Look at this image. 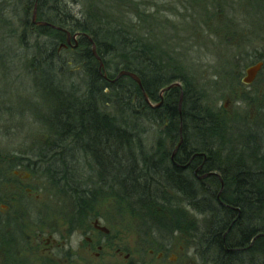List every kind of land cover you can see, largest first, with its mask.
Instances as JSON below:
<instances>
[{"label":"trees","instance_id":"trees-1","mask_svg":"<svg viewBox=\"0 0 264 264\" xmlns=\"http://www.w3.org/2000/svg\"><path fill=\"white\" fill-rule=\"evenodd\" d=\"M2 1L0 0V2ZM17 1L23 3L19 8L21 12L18 14L8 12L9 15L7 14V17L3 16V18L10 21L14 18H25V24L29 25L30 22L27 17L29 9L33 7L34 0ZM83 1L84 5L79 12H72L68 2H64V0H38L37 2V19L45 20L51 25L60 28L58 30L51 26H44V33H42L46 36L54 35V42L58 39L65 42L66 32L83 34L78 37L79 40L75 49L81 50L82 57L79 65L81 70H83V75H86V81L83 84L86 90H83L85 92L82 94L81 101L75 98L77 90L72 83H69L67 90L57 88L56 92L53 93L54 95L51 96L52 98H49L52 102L49 113L50 127L52 132L57 133L53 137L55 140L46 142L45 146H51L53 147L52 149L56 150L55 152H59L58 145L60 142L63 139H69L74 136L75 147L69 150L72 156L80 149H82V153L87 151L83 156L91 159L93 164L90 167L102 166L105 170L106 180L108 178V180L110 179L109 181L119 183L122 186L121 192L117 195L118 199L124 200L126 206L134 205L133 197L141 200V203L144 202L143 213L147 212L141 216V219L146 220V223L154 221L153 215L155 212L160 210L167 212L165 219L157 223L154 221L152 226L164 232L166 230L183 232L190 223L186 218L179 220L174 215L172 206V203L174 204V196L171 193L187 194L185 190L179 188L183 184L181 181L182 176L173 171L176 167L171 164L169 159L171 152L165 148L161 141H157L156 150H159L160 154H153L150 147L148 148L145 145L143 134L138 130V126H134L129 118L121 124L108 127V122L106 120L107 123L104 122L103 118H99L94 111L96 103L106 97L103 96L106 92L109 95L113 94L115 104H117L116 102L120 97L118 106L130 103L129 112L135 114V116L143 114L142 118L144 119L145 117L148 122L162 123L165 125V133L169 138H175L178 135L180 124L183 134L184 129L186 130L185 127H190L192 124L196 140L202 142L200 144L201 148L190 150L183 138L184 142L180 146L179 153L174 157V161L179 163L183 162L186 155L194 153L213 154L214 151L210 150L204 143L205 137L218 138L220 133H223L221 135L223 137H229L230 128L227 127L229 124H225V121L239 125L240 121H247L250 118H244L237 114L233 116V114L230 115L228 113L229 111L223 109L222 114L224 115L220 116L219 111H212V109L208 108V105L201 103V100H205L204 93L196 91L194 80L174 66L171 60L174 57L167 52L171 51L176 54L177 50L175 51V49L179 48L180 50V46L178 47L177 41L174 46H171L168 43H162L154 39V30H152L154 26L149 22L151 21V13L143 5H139L142 1ZM160 1H163V4H160V11L168 12L182 22H186L184 20L187 19V21L192 23V31L202 27L206 30L216 28L214 33H216L218 41H223L227 46L233 43L231 40L233 38V30L236 33L235 26L238 25L233 18L229 17L225 20L226 16H222L228 9H230V12L239 10L243 15L246 11H254L257 18L254 28L252 27L253 32L255 31L254 29L262 28V24L264 30V0H234L232 2L230 0ZM146 3L149 2L146 1ZM151 7L156 6L151 3ZM126 10L132 15L129 23L124 22L123 19V16L126 18ZM180 10H189L190 14L180 15L178 13ZM163 22L166 23L165 21ZM179 25L181 24L179 23ZM227 26L229 27L227 28ZM174 36L178 38L175 34ZM233 39L237 40L235 36ZM92 43L95 44L96 52L103 63L101 72L99 71L98 61L92 54ZM47 53L50 57L47 65H50V62L53 64L54 57H59L55 47L51 46ZM236 54L239 55L237 52ZM260 56L264 60V54H260ZM232 58L230 57V59ZM120 70L136 73L141 80L144 93L150 100L156 103L161 102L160 106L152 109L148 108L142 89L130 77L121 76L114 80ZM109 79L114 81H109ZM175 82L180 83V87H171L163 93L161 99L158 94L160 89ZM180 89L182 101L179 112ZM118 106L115 109V113L118 110ZM231 116L233 119H231ZM255 122L258 123L259 130H264V122H259L258 120H255ZM223 123L225 125H222ZM253 129H250L253 136L254 134L256 137L261 135L257 130L254 131ZM246 134L244 137L247 136ZM81 139L84 140V143L79 147V140ZM101 153L104 154L105 158H103ZM211 162L215 164V157L211 158ZM74 163H77L76 160H73V165H70L67 170H60V175L62 174V176L58 178V184H55V192L62 195H72L75 201H82L84 207L85 205L88 206L91 201H98L99 197L100 199L108 200L109 198L104 195L107 191L105 188L106 182H101V180L97 182L92 176L90 178H93V180L89 178L88 180L91 182L87 180L86 183H89V188L82 191L74 189V185L79 183L77 174L73 176L70 173L76 166ZM259 164L261 163L259 162ZM66 165H68V161L65 160V165L63 166ZM220 168H224V172L225 167L220 166ZM230 168L235 172L237 179L246 178L248 179L247 183L251 184L249 177L240 174L244 171V167L233 162ZM39 172L44 176L46 174L49 175L47 171L42 169ZM185 173L187 174V172ZM160 184L161 186H166L169 193H167L166 189L159 190L155 193L154 198L150 197L153 187H158ZM98 185L100 186L98 187ZM188 200L191 202L190 198ZM130 202L132 203L129 204ZM197 242L200 243L199 246L202 249L207 246L204 239Z\"/></svg>","mask_w":264,"mask_h":264},{"label":"rangeland","instance_id":"rangeland-1","mask_svg":"<svg viewBox=\"0 0 264 264\" xmlns=\"http://www.w3.org/2000/svg\"><path fill=\"white\" fill-rule=\"evenodd\" d=\"M135 1H142V3H139V5H143L145 9H147L149 13H151V21L149 22L154 26V29H152L154 30V39L161 41L162 43H168L171 46H174V43L177 41L178 47L180 46V50L179 48L175 49V51L177 50L176 54L171 51L167 52L170 56L174 57L173 59H171L174 66L177 67L179 71H182L189 78L194 80V86L195 88H197L196 91L198 93H204L205 100H201V103H203V105H208V108L212 109V111H219V113L221 114L220 116L224 115L222 114L223 109L225 111H229L228 113L230 115L233 114V116L234 114H237L238 116H242L244 118L246 117L250 118L251 120L255 119L259 122H264V67L261 71L259 79L256 80L254 84V87L260 90L259 96H252L251 87H239L240 92L236 97L225 95L226 91H229L231 87L239 84V80L237 78V83L234 82L235 79L232 78L233 76L229 78L227 72L230 68L233 69V67H229L228 62L232 63L233 58H240L242 60H245L249 57H255V60H262L260 54H264V30L262 24V28L254 29L255 31L253 32L252 27L254 28V23L257 18V15L254 11H246L243 15V13L239 12V10L236 12H230V9H228L222 15L226 16L225 20L231 17L238 24L235 26L236 33L233 30L232 36L233 38L235 36L237 40L235 41L232 38L231 40L233 41V43H230V45L227 46L223 41H218L216 33H214V29L216 30V28H209L208 30H206L204 27H202L199 29H193L192 31V23L187 21V19L184 20L186 22H182L170 13L160 11V6L163 4V1ZM146 1H148L149 3H146ZM171 1L175 2V0ZM230 1L232 2L234 0ZM64 2H68L72 12H78L79 9L84 5V1L82 2V0H64ZM151 3L157 8L151 7ZM21 4L23 3H20V1L17 0H3L2 2H0V9L3 7L0 12L4 17H7V14L9 15L8 12L18 14L21 12V10L19 9ZM152 9H154L155 11ZM31 10L32 8L29 9V13H31ZM178 13L180 15H188L190 14V11L180 10L178 11ZM125 15L126 18L123 16L124 22L129 23L132 15L127 10L125 11ZM11 21L13 23H17V20L15 18ZM163 21H165L166 23H164ZM179 23L182 26L179 25ZM228 27L229 26H227V28ZM174 34L178 38H176ZM74 35L75 34L69 33V35L67 36L66 34L65 42H62L59 39L54 42V35L39 36L32 34L29 35L28 38L34 45L33 53L34 51H36L39 54L44 55L49 51L51 46L55 47L56 53L59 55V58L64 63L67 62V65L69 67L68 74L65 77L59 76V79H61L62 81L60 82L58 88L67 90L69 88V83H72V85L77 90L75 94L76 97L75 95L74 97L77 98L78 101H81L82 94L85 92L83 90H86V88L83 87L84 81H86V75H83V70H81V66L79 65L81 63L80 60L82 57L80 52L81 50L75 49L78 43L76 45L74 44V42H77L79 40L78 37L80 36L73 37ZM7 36L9 35L3 32L0 28V46L2 45V43L8 44L10 48L14 50L17 46L16 42H14V39ZM67 37L70 38V42H67ZM62 43H65L66 46H61ZM27 45L30 46V44ZM30 51H32V48L30 49ZM236 52L239 55H237ZM230 57L232 59H230ZM2 60L6 61V65L8 66V69L6 71H4L2 67ZM56 64L57 66H59V63L56 62ZM105 71L107 70L105 69ZM31 73V69L28 68V66L24 62V59L21 57H16L14 58V60H4L3 58H0V153L7 156H17L21 158L36 157L37 151L39 150L40 146L44 147L45 152L46 147H48V145L45 146V143L55 140L53 139L54 134L50 127V115L46 118L48 111L50 112L51 109L49 106L51 100H49L46 95L42 93H39L38 95L34 90H32L33 77ZM225 75H227L228 78L226 83L224 82V79L226 80ZM67 79H70V81H67ZM114 80L109 79V81ZM256 84L257 86H255ZM62 92L65 93L64 91ZM116 95H118V93H116ZM103 96H106L103 97V99L108 98L109 100L110 98V102H104L102 104L103 106L101 110L105 111L106 113L113 114L116 107L119 105L118 103L120 101V97L116 102L117 104H115L113 101V94L109 95V93L106 92ZM145 96L146 100H148L145 101L146 104L157 108L158 103L150 100L146 94ZM228 98L230 99V101ZM100 105L101 103H99V107ZM111 109H113L112 112L107 111ZM231 119H233L232 116ZM244 123L242 122L241 124L236 125V123L230 124V122L225 121V124H229L227 127L230 128L229 137L227 138L221 136L223 133H220V135H218V138H212L210 136L205 137L206 140L204 143H206L210 150L214 151L213 154L218 158L219 161H221L220 164L223 167L224 164L226 165L225 170L227 171V173H229L228 171L230 169L231 163L233 162H241L243 164L248 163L247 159L239 157L244 149L241 144L245 146L247 144L249 147H255L256 145L257 149H264V137L262 135H257L256 137L254 133L253 136L251 134V130L247 128ZM225 124L223 123L222 125ZM242 124L244 126H240ZM185 128L186 130L184 129V139L186 141V144L188 145V148H190V150H193L194 148L200 149V144H202V142H200V140H196L194 134V126H192L191 124L190 127ZM138 130L142 132L143 141L146 143L145 145L148 148L150 147L153 154H160V151L156 150L157 141H161V143L163 144L165 143L166 147L169 149V152L173 151V149L177 145V142L179 141L178 136H176L175 138H168L165 133V125L160 122L144 121L140 126H138ZM253 130H257L261 134V130H259L258 127L254 128ZM245 134L247 136L244 138L242 135ZM183 142L184 140H182V143ZM248 152L249 151L247 150L244 151V153ZM233 154L235 155V158ZM102 156L103 158H105L104 154ZM74 158L77 163H74V165L76 166H74L70 173L73 176L77 174L78 181L80 183L86 184L87 180L85 176L88 171L90 172L93 169V167H90L93 163L91 162V159L85 158L83 154L80 153V150L75 153ZM259 162L261 164L257 165L258 169H264V160H261ZM44 177L48 179L51 193L56 196L55 184H58V179L49 176L48 174H46ZM246 181H248V179H246ZM99 186L100 185H98V187ZM261 186H263L262 189L264 190V179L259 177L257 187L259 188ZM164 189H166L168 191L167 193H169V190L166 188V186H161V189L159 190ZM171 195L174 197L178 196L176 193H171ZM98 199L99 204H97L96 206L101 209V207L103 206V199H100V197ZM103 201H111V199L109 198L108 200ZM131 203L132 202H130L129 204ZM172 206L173 208L178 207L182 210H185L186 212L184 213L186 220H188L190 223L195 222L196 224H199V227H203L198 218L195 215L191 214V210L189 207H187L186 205L183 206L182 204H177V200L174 201V204L172 203ZM126 207L129 210L139 209L138 206L135 205V203L133 206L128 205ZM127 213L128 215H130V217L137 219V216H134V213ZM256 215L259 217L260 215H264V212H256ZM255 226L261 229V227H264V221L259 220V223L257 221L255 223ZM149 229L152 230L151 227ZM170 237H172V239H167L166 234L164 236L157 237L153 235V238H155L157 241H163V244L166 243L164 241H173L174 243H172L174 244V248L176 249L182 247L187 249L191 248L193 250L195 249V252L201 251L197 249H201L202 247L199 246L200 243L196 242V240L188 241V239L186 238L179 237V233L171 234ZM193 254V264L201 262V260L198 258L197 253Z\"/></svg>","mask_w":264,"mask_h":264},{"label":"flooded vegetation","instance_id":"flooded-vegetation-1","mask_svg":"<svg viewBox=\"0 0 264 264\" xmlns=\"http://www.w3.org/2000/svg\"><path fill=\"white\" fill-rule=\"evenodd\" d=\"M257 62L260 60H255V57L245 60L235 58L232 63L228 62L229 67H233L228 70V76H233L234 82L237 78L239 84L231 87L225 95L236 97L240 92L239 87H251L252 96L260 94L254 84L263 67L251 83L242 82L246 68ZM225 77L226 83L227 75ZM253 121L252 128L259 127ZM244 122L246 125L247 121ZM261 135L264 137V130H261ZM258 150L264 158V149ZM175 155L177 153L171 158L174 164L182 172L194 175L206 190L203 192L210 193L209 186L202 184L206 176H202V170L207 162L214 164L211 162L212 156L194 153L186 155L183 162L177 164ZM28 158L0 153V264H193L195 249H176L173 241H164L165 244L157 241L153 235H159L153 234L155 231L152 230L137 229L134 218L108 216L112 212L113 201L102 200L103 206L99 209L96 206L98 201H91L84 207L82 201H75L72 195L56 192L54 196L48 179L39 171L35 173ZM215 160L214 174H223L221 161L217 157ZM244 171L240 174L251 180L248 189L250 187L254 195L259 190L263 193V186L258 188L257 184L259 177L264 179V169L251 166ZM243 221L244 218H241L240 222ZM246 221H250L247 235L240 234L239 238L232 240L230 235L235 232V227L232 231L228 227L223 233L219 232L223 240L231 241L223 243L220 258H215L214 264H239L244 260L241 255L244 252L247 260L264 264L253 248L259 242L257 239L264 238V227L260 229L255 226L259 218L248 217L245 224ZM210 225L214 226L213 223ZM228 254L231 258L226 256Z\"/></svg>","mask_w":264,"mask_h":264},{"label":"bare ground","instance_id":"bare-ground-1","mask_svg":"<svg viewBox=\"0 0 264 264\" xmlns=\"http://www.w3.org/2000/svg\"><path fill=\"white\" fill-rule=\"evenodd\" d=\"M37 2L38 0H34L31 13L28 12L27 19L30 22L29 25H26L25 24L26 21L24 20L25 18H21V17L15 18L17 20V23H13L10 20H6L3 18L0 12L1 30L9 35L7 37L14 39L15 40L14 42H16V45H17L15 49L12 50L8 44L2 43V45L0 46V56H1L0 58H3L4 60H9V59L14 60V58L16 57L23 58L25 64L32 71L31 73L33 77L32 78L33 79L32 90H34L35 93H37L38 95L39 93H42L46 95L47 98H52L51 96L54 95L53 93L56 92V89L58 88V86L60 85V82L62 81L61 79H59V76L65 77L68 74L69 67L67 65V62L64 63L59 57H54L53 64H51L50 62L49 63L50 65H47V63L50 61V57L48 53H45L43 57H41L42 54H39L36 51H34L33 53L34 45L31 43L28 36L32 34L39 35V36H46L45 34H43L44 26H51L52 28L57 29V26L51 25L49 22L45 20L37 19L38 17L37 16ZM35 5H36V13L35 15H33L34 14L33 10H34ZM90 40L92 39L90 38ZM27 44H30V46ZM93 44L94 43H92V45ZM92 45H91V49H92ZM31 48H32V51H30ZM95 51H96V46H95ZM93 56L95 57L94 54ZM98 57L100 58L99 55ZM96 60L98 61L97 58ZM56 62L59 63V66H57ZM2 67L4 71L8 69V66L6 65V61L2 60ZM99 71L101 72V69H99ZM131 73L137 76L136 73L134 72H131ZM175 87H179V86H175ZM180 93H181V89H180ZM104 102L105 103L110 102V98L109 100L108 98H106V99H101L100 101H98V103H96L95 105L94 111L98 114L99 118H103L104 122L106 121L108 122V123L106 122L108 127H113L116 124H121L127 118H129L130 122L136 127L140 126L141 123L146 121L145 117L144 119L142 118L143 114L135 116V114H132L131 112H129L130 103H126V104L118 106V110L116 113L114 111L113 114L112 113L109 114L101 110L103 106L102 104ZM99 103H101L100 107H99ZM51 105H52V102L49 103L50 108H51ZM147 106L150 109L155 108L154 106H151V105H147ZM107 111L112 112L113 109L107 110ZM49 113L50 112L48 111L46 118L49 117L50 115ZM246 126L247 128L251 129L254 126V121L251 119L247 120ZM56 133L57 132H53V134H56ZM177 136H178L179 141L177 142V145L175 146L173 151H171L169 159L171 160V164L176 167L175 170L173 171L179 173L178 175L182 176L181 181L183 182V184H181L179 188L182 190H185V193L187 195L178 193L177 194L178 196L174 197V201L177 200V204H182L183 206L186 205L187 207L189 206L191 210L190 211L191 214L195 215L198 218L199 222L203 225V227H199V224H196L195 222H192V223L189 222L190 225L185 230H183V232H178V231L173 232V231H167V230L166 232H164L163 230H158L156 227L152 225L154 224V221L157 223L165 219L167 217V212H163L161 210L157 211L153 215L154 221H149L148 223H146V220L142 219V221L144 222L143 223L140 220L141 216H143V214L145 215V213L147 212L146 211L143 213L144 202L141 203V200L133 197V203H135L140 210L139 209L138 210L127 209L126 204L124 203L125 201L118 199V196H117L121 192L122 186L119 183L109 181L110 179L108 180V178L106 180L105 170L102 168V166L95 167L90 172L88 171L85 177H86V180H88L92 176L97 182L98 181L100 182V180L101 182L103 181L106 182L105 188L107 191L104 195L110 198L111 201H113L112 203L113 209L111 213L110 212L108 213V216L112 218H121V217L129 218L130 215H128L127 212H132L135 214L134 216H137L136 217L137 221H136V226H135L137 229H145V230L147 229L148 231H151L149 229L151 227L152 231H155V233L153 234L159 235V236H164L166 234L167 239L168 238L172 239L170 235L176 234V233H179V237L186 238L188 239V241L196 240L197 242V241H201L204 239L206 240L207 246L203 249L197 248L198 250H201V251L195 252V253H197L198 258L201 261H203L204 264L206 263L214 264V259L220 258L219 251L222 249L223 243H227V242L229 243L231 241L229 239L223 240L220 237L219 232L223 233V231L228 227H229V231H232V229L235 227V232L230 235L231 239L233 240L235 237H238L240 234H243V236L247 235V232H248L247 229L250 224V221H246L248 224L247 223L245 224L246 218L248 217L252 219L259 218V220L264 221L263 220L264 218H262L264 217V215H260L259 217L257 216L258 214L256 215V212H264V192L261 193V190H259V193H255L254 195V192L250 190V187L249 189L248 187H246V186H249L246 179L245 178L237 179L235 177L236 176L235 172L231 168L228 171L229 173H227V171L224 170L223 172L224 176L222 173H218V172L217 174H214V171L216 170L208 162H207V166H205V168L202 170L203 171L202 176L206 175L202 184L209 186L208 191L210 193L203 192L206 190L202 187L201 182L196 181L198 179L194 175H188L185 172H182L181 169L176 165V163L174 164L173 160L171 159L172 155L179 153L180 146H181L179 142L180 140H183L184 134L182 133V131L179 130ZM242 136L244 137V135ZM135 140H137V138H135ZM74 142H75L74 136L70 137L69 139H63L58 145L59 146L58 150L60 152H55L56 150L52 149L53 147L51 146L46 147L45 152H44V147L40 146L39 150L37 151L36 157L28 158L27 161H32V166L35 172H38L42 169L43 171H47L49 173V176H52L58 179L59 177L62 176V174L60 175V170H63V171L67 170V168L70 165H73L72 162L73 160H75V158L74 156H72L69 150L75 147ZM79 143L81 147L82 146L81 144L84 143V140L83 139L79 140ZM241 145L244 147V149L239 155V157L241 158L243 157L247 159L248 163L245 166H243L244 164L241 162H237L236 164L239 166H243L244 168H248V169L249 167L251 168V166L254 168H258L257 167L258 162L264 159L262 152L256 148L255 144H253L255 145V147H249L247 144L246 146L243 144ZM164 146L169 151L165 143H164ZM245 150L249 152L244 153ZM80 153L84 155L85 153H87V151H84L82 153V149H80ZM204 155H207V154H204ZM210 155L212 156L211 158L214 157V154H210ZM233 156L235 158L234 154ZM62 158L68 161V165L63 166L65 165V160H63ZM180 163L177 162V164H180ZM224 167H226L225 164H224ZM110 172H113V171H110ZM93 178H90V179L93 180ZM88 182H91V181L88 180ZM86 188H89V183L84 184V183L79 182L78 185H74V189L79 190V191H82L83 189H86ZM159 189H161V184L158 187L154 186L153 190L150 192L151 194L150 197L154 198L155 193L159 191ZM188 198L191 199V202L190 200H188ZM188 203L190 204L188 205ZM251 208H253V211H251ZM173 210H174L173 211L174 215L179 220H184L185 218L184 212H186L185 210H182L181 208H178V207L173 208ZM241 218H244L243 222H240ZM211 223L214 224L213 227H211L210 225ZM256 241H259V242L255 244V246H253V248H255V255L261 260H264V238L257 239ZM244 253L241 254L244 260L241 261L239 264H255L253 261L247 260L246 258L248 256H246L245 258ZM226 256L231 258V255L229 254Z\"/></svg>","mask_w":264,"mask_h":264},{"label":"water","instance_id":"water-1","mask_svg":"<svg viewBox=\"0 0 264 264\" xmlns=\"http://www.w3.org/2000/svg\"><path fill=\"white\" fill-rule=\"evenodd\" d=\"M33 15H35L36 13V5L34 6V10H33ZM54 27V26H53ZM57 29H60L59 27H57ZM67 36L69 35V32H66ZM83 35L82 33H79V32H76L75 35L73 37H76V36H81ZM75 39V38H74ZM67 42H70V38L67 37ZM64 44H62L63 46ZM75 45H76V42H75ZM92 52L93 54L95 55V57L98 59V64H99V69L102 68L103 66V63H102V60L98 57V55L96 54V51H95V45L93 44L92 45ZM262 67V62H258L252 66H249L246 70H245V75L243 76L242 78V82L245 83V84H249L251 83L256 74L258 73V71L261 69ZM121 76H128L130 77L132 80H134L138 86L142 89V84H141V81L140 79L133 73H131L130 71H127V70H120L116 76L115 79H118L119 77ZM180 84L178 82H175V83H171L169 84L168 86H166L165 88H163L160 93H159V96L162 97V93L166 90H168L169 88L171 87H175V86H179ZM142 92L144 94V97H145V101H148L146 100V96H145V93L142 89ZM181 101H182V92L180 93V98H179V101H178V111L180 112V109H181ZM161 104V102H159L157 104V106H159ZM179 130L182 131V126L180 124V127H179ZM182 143V140H180L179 144Z\"/></svg>","mask_w":264,"mask_h":264}]
</instances>
